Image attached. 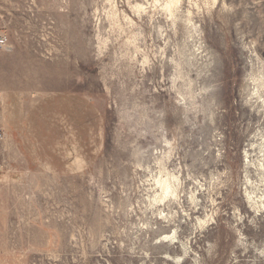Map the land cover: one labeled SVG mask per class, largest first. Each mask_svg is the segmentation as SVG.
<instances>
[{
	"label": "rangeland",
	"instance_id": "obj_1",
	"mask_svg": "<svg viewBox=\"0 0 264 264\" xmlns=\"http://www.w3.org/2000/svg\"><path fill=\"white\" fill-rule=\"evenodd\" d=\"M228 2L201 15V53L128 0L116 3L143 24L139 47L110 31L109 0H0V264H264V211L244 194V150L264 120L244 89L264 4ZM243 7L256 26L234 15ZM166 151L184 190L150 204ZM175 226L193 249L180 261L164 238Z\"/></svg>",
	"mask_w": 264,
	"mask_h": 264
},
{
	"label": "bare ground",
	"instance_id": "obj_2",
	"mask_svg": "<svg viewBox=\"0 0 264 264\" xmlns=\"http://www.w3.org/2000/svg\"><path fill=\"white\" fill-rule=\"evenodd\" d=\"M188 1L189 6L185 5L186 0H128V6L134 15H137L141 19L143 17L148 18L147 24L157 29L160 33L161 24L157 20L161 15V11L164 12L167 19L171 20L175 28H179V25H181L186 29L188 36L186 39L192 38V41L196 43L197 51L201 50L202 53L207 51L208 48L203 46V26L202 24L199 25L201 15L206 13L210 15L211 19H214L215 14L220 15L229 11L232 3L230 2L229 4L228 0ZM109 4L110 7L106 10L104 21L108 23L110 31H118L117 33L119 34H127L130 42L136 45V42L145 36L143 24H139L126 9H121L116 3V0H109ZM252 4L261 7L264 2L263 0H253ZM234 15L240 16V19H245V21L251 23L253 27L257 24L256 19L258 18L248 7H243L239 11L235 10ZM259 24L260 28L263 30L262 32H264V15L261 16ZM103 27L106 28V25L101 21L99 23V31H101ZM261 36H263V34ZM257 40L258 38L253 37L251 41L252 44L256 43ZM106 42L107 40H103L102 43L106 44ZM183 44L185 47L187 45V40H185ZM136 47L139 46L136 45ZM250 49L257 52L258 66L252 69L244 87V89L247 90L245 103L254 111V115L258 116L257 123H260L261 119H264V46L259 47L256 45L254 49L250 46ZM182 53L185 54L184 48ZM192 54H196V52L194 51ZM144 61L149 62L148 56H145ZM219 143H223V141L220 140ZM170 151H166L167 153L162 157L161 152L160 154L157 152L155 155L159 165V171L157 174L152 175V183L147 197L150 204L160 203L167 199L179 200L181 192L184 190L183 179L180 173L170 170L167 167L166 160L169 159L172 154ZM244 163V194L246 199L254 211H264V120L263 123L256 126L252 139L246 144L244 150ZM147 168L150 169L149 165ZM252 168L257 172L256 178L252 177L250 174V169ZM189 198L192 203L197 205L199 201L197 191L194 189L190 190ZM196 218L197 224L201 227L215 219L214 215L208 213L204 216H197ZM237 231L240 235L239 241L245 243V239L243 238L244 233L240 229H237ZM164 238L169 242L180 243L182 253L174 257L178 259V261L183 260L190 251H193L188 240L184 241L181 239L177 226L173 228L171 233L165 234ZM159 241H161V238ZM168 256L171 257L170 254H168ZM196 261H198L197 258Z\"/></svg>",
	"mask_w": 264,
	"mask_h": 264
}]
</instances>
